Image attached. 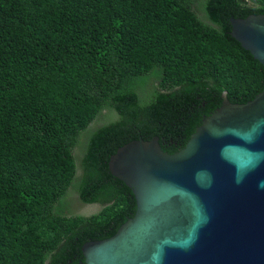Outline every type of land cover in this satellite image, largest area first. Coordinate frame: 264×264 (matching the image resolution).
<instances>
[{
    "label": "trees",
    "instance_id": "obj_1",
    "mask_svg": "<svg viewBox=\"0 0 264 264\" xmlns=\"http://www.w3.org/2000/svg\"><path fill=\"white\" fill-rule=\"evenodd\" d=\"M248 15L264 0H0V264H39L77 225L67 188L102 203L109 156L193 87L257 91L228 35Z\"/></svg>",
    "mask_w": 264,
    "mask_h": 264
},
{
    "label": "water",
    "instance_id": "obj_2",
    "mask_svg": "<svg viewBox=\"0 0 264 264\" xmlns=\"http://www.w3.org/2000/svg\"><path fill=\"white\" fill-rule=\"evenodd\" d=\"M264 76V15L228 18ZM100 203L39 264H264V77L193 87L107 162Z\"/></svg>",
    "mask_w": 264,
    "mask_h": 264
},
{
    "label": "rangeland",
    "instance_id": "obj_3",
    "mask_svg": "<svg viewBox=\"0 0 264 264\" xmlns=\"http://www.w3.org/2000/svg\"><path fill=\"white\" fill-rule=\"evenodd\" d=\"M196 14L199 18L201 17L199 13H196ZM103 114H106V110H101L100 115H103ZM98 117L99 115L95 119H98ZM95 119L89 122L88 127L93 128L97 126V122ZM81 141H82V138L80 137L79 142L76 143L75 146L72 147L70 151V156L73 157L72 160L75 159V163H74L75 165L77 163V152L80 147ZM65 195H66L65 202H68V207H66L64 212H65L66 218L70 225L78 224L82 219H84L91 211H93L99 205V204L85 205V204L80 203L77 198L76 193L72 192L70 190V187L67 188ZM22 250H24V248Z\"/></svg>",
    "mask_w": 264,
    "mask_h": 264
}]
</instances>
